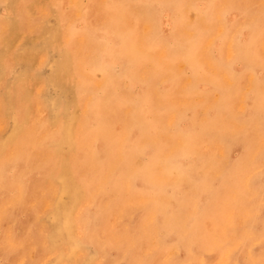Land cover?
<instances>
[{"label":"rangeland","instance_id":"rangeland-1","mask_svg":"<svg viewBox=\"0 0 264 264\" xmlns=\"http://www.w3.org/2000/svg\"><path fill=\"white\" fill-rule=\"evenodd\" d=\"M8 1L11 3H8ZM27 1H0V134L2 133L0 135V165L2 166L0 167V173L2 172V175L0 174V182H3L5 178L4 182L0 183V264H124L127 262V259L128 262L126 264H138V262L139 264H223L225 262V264H253V262L254 264H264V218H261L262 216L264 217V178L261 177H264V173L262 172V169L264 168V163L262 161L264 160L262 158L264 157V149H262V147L264 148V0ZM192 4H194V6ZM2 14L5 16L4 18ZM21 14H25V18ZM189 15H192V17ZM55 21L58 22L56 23ZM69 22L73 23L69 24ZM48 23L51 24L49 25ZM247 23H250V28ZM41 24L45 25V27H42L43 25ZM107 25L109 26V29L107 28ZM55 26L56 33L54 32ZM85 26L86 30L84 29ZM95 26L97 28H95ZM30 27L31 30H28ZM154 30L157 32V36L155 35L156 32L154 33ZM248 30H250L251 33ZM67 33H69L70 36ZM52 34L55 35L52 36L53 38L51 37ZM94 35L96 36L95 38ZM57 36L58 39H56ZM98 38L101 39L99 40ZM156 39L158 41H156ZM60 40L62 42H60ZM97 41H101V43ZM64 42H66L67 45ZM56 44H62V46L59 45L56 47ZM37 45H40L41 47H38ZM187 46L191 47L187 48ZM39 48L41 49L39 50ZM58 48H61L64 52ZM102 52L105 55L101 54ZM107 54H109V56ZM115 54L119 57L115 56ZM133 56L136 61L133 60ZM60 57H63L64 60ZM50 64L54 65L52 66ZM91 64L95 65L92 66ZM67 68H69L70 71L72 70V72ZM60 70L62 72H60ZM36 71L40 77L37 75ZM104 71L107 74L104 73ZM154 71L156 73H154ZM45 72H48L47 75ZM110 72L113 74H110ZM151 72L154 73V77ZM101 73L104 74L101 75ZM116 73L117 75H121L117 76ZM72 74H75L76 76L74 75L75 77H73ZM105 76L108 77L106 78ZM129 78L134 79L132 80ZM60 79L62 80L60 81ZM21 84L23 86H20ZM210 88H213L212 91ZM206 89L207 91L205 92ZM225 89H228L227 93H225ZM112 92L116 94H113ZM222 92L224 95H222ZM161 93L164 95H161ZM65 97L70 99L67 100ZM92 97L94 101H92ZM217 97L221 100L218 98L219 101ZM225 98H228V101ZM110 99L112 100L110 101ZM138 99L140 100L139 102L137 101ZM221 101H224V103L222 104ZM56 102L57 105L55 104ZM59 102L60 104L58 105ZM54 104L56 106L52 107ZM197 104L198 106H196ZM227 104H229V107L231 108L227 109ZM63 106L66 107V109L63 108ZM69 106L71 108H69ZM183 107L185 111L183 110ZM223 107L225 108L223 109ZM215 109L217 111H215ZM164 110H167V112ZM181 110L182 112L180 113L179 111ZM191 110L193 113H191ZM246 110L249 111L247 112ZM93 112L97 114L96 117L99 119H96ZM241 112L244 115L241 114ZM174 114H176V116ZM218 114H220V117L222 116L221 119ZM191 115L193 116L194 121ZM206 115H208V117L210 116L209 118L211 119L212 115H214L213 120L217 119V121L215 120L214 122L219 121L222 124L220 123L221 125H218L217 128L216 125L218 123L214 126L215 123L213 124L211 119L209 122L207 121L209 118L206 117ZM227 115H230V117L228 116L227 118ZM187 118L188 120H186ZM247 119L250 122H248ZM261 119H263V121ZM220 120L225 121L222 122ZM227 121L230 123L232 122V124H229ZM237 121L239 122L236 123ZM245 121L246 123L248 122V129L246 128ZM169 122L171 124H169ZM172 123L175 125L172 126ZM40 125H42V127H40ZM226 125L227 127L225 128ZM209 126L211 129H208ZM251 126H254L253 129H251ZM191 127L193 128L191 129ZM202 127L207 129L205 130ZM260 127H262L263 131L259 129ZM18 128L20 130H18ZM89 128L91 130H88ZM176 128L178 129L176 130ZM196 128L199 130L202 129L200 130L201 132ZM216 128L219 130L217 131ZM220 129H222V131H220ZM163 130H165V132ZM174 130H176V132ZM194 130H197V132ZM214 130L215 132H213ZM242 130H245L247 138ZM252 131L253 133L251 135ZM10 132H13V134ZM50 132H52L51 135ZM29 133H31L30 135L33 134V136L28 137ZM56 133H58L59 136ZM146 133L149 136H147ZM218 133L224 134L219 135ZM181 134H183V136ZM16 135L19 139H16ZM187 135L189 136L188 138ZM48 136H51V138L48 139ZM206 137L208 139H206ZM235 137L237 139H235ZM59 138L63 141H60ZM127 138H129V140L131 139L132 143ZM160 139H164V141H161L163 145L159 144ZM223 139L228 140L222 141ZM155 140L158 142V145ZM205 140H210L211 142H206ZM232 140H234V142ZM17 141H19V145ZM26 141L29 142V144H27ZM43 141L46 142L45 144L48 145L47 147L44 145ZM200 141L205 142L202 143ZM188 142L190 143L188 144ZM247 142L249 145H247ZM21 143H23L22 146ZM35 143L40 146H37ZM155 143L156 145H154ZM192 143L193 145H191ZM225 143L228 144L225 145ZM130 144H132V147ZM180 144H184L185 146H181ZM211 144H213V146ZM24 145L26 146L24 147ZM159 145L161 146V150ZM88 146H90V148ZM104 147H106V149ZM18 148H21L22 150H19ZM73 148H76V151ZM84 148L87 151H85ZM110 148L111 152H109ZM155 148L160 151L164 149V151L159 152ZM197 149L199 151H197ZM227 149H230L229 152ZM152 150H156L154 151L155 157ZM190 150L191 153L189 152ZM203 150L207 151L203 153ZM18 151H20L19 154ZM182 151L183 153H181ZM122 152H125L124 156ZM197 152L198 156L196 157ZM212 152L216 158L213 157L214 155L211 156L210 153ZM52 153H55L53 154V157ZM186 153L187 155L189 154V158ZM259 153L261 154L258 155ZM191 154L193 155L191 156ZM205 154H209V156L207 157ZM59 155H61V157ZM74 155L77 159L79 158V160L75 159ZM156 155L159 157H156ZM176 155L182 156L177 157ZM211 157H213V159ZM72 158L74 161L76 160L74 163ZM164 158V161L168 164L162 161ZM10 159L13 163L10 162ZM52 160L56 161L54 162ZM256 160L257 162L255 163ZM202 161L205 162L203 163ZM225 161L229 167L228 165H225ZM246 162L248 164H246ZM189 163L192 164V166ZM250 163L251 166H254L256 169L252 168L249 165ZM53 164L58 166L55 167ZM174 164H176L174 167L175 169L173 168ZM230 164H233V166H230ZM141 165L143 166L141 167ZM171 165H173L172 168H169ZM193 165H195V167H193ZM236 165L240 167H237ZM146 166H148L149 170ZM225 166L229 169H226ZM20 167L23 169H20ZM232 167H234V169H232ZM184 168L186 169L183 170V172L182 169ZM230 169H232L230 172H233V175L230 172L227 173ZM4 170L5 173L3 174ZM110 172H112L113 176ZM117 172H119L120 175ZM98 173L101 174L97 175ZM39 174L41 175L39 176ZM188 174L189 176L187 177L186 175ZM224 174H226L227 178H225L226 176L223 177ZM228 174L231 175L228 176ZM2 176L4 178H2ZM107 176L109 177V180L111 179L110 181ZM197 177L199 179H197ZM214 177H217V180H215ZM14 178L17 180H14ZM76 178L79 180H76ZM88 178L92 181L90 182ZM174 179L178 181H174ZM147 180H151L152 182H146ZM192 180H194V182ZM258 180H262V183H258ZM208 181L210 183H208ZM108 182H110V184ZM128 182H131V184ZM153 182H155L156 185ZM192 183L195 188H193ZM246 183H248V185ZM128 185H131L130 187L132 188L128 189ZM176 186L179 189L176 190ZM196 186H199L200 188H196ZM205 186H207V188L209 187V189L205 188ZM211 187H213V189ZM252 187L255 191H258L253 192ZM258 187H261L262 189H258ZM72 188L73 190H71ZM84 188H86V190ZM90 188H92V190ZM240 188L242 189L240 190ZM247 188L248 190H246ZM132 189L135 191L133 190L132 192ZM195 189L196 192H194ZM203 189L205 191L207 190V193H205ZM234 189L237 190L235 191ZM89 190H91L90 193ZM209 190L212 194L208 192ZM82 191L85 192L82 193ZM238 192L240 194H238ZM257 193H262V197H260V194L258 196ZM170 194H172V197ZM237 194L238 196L236 197ZM175 195L178 196L176 197ZM239 195L242 199L239 198ZM225 196L228 198L230 197L229 199L232 198V201H229ZM98 197L100 199H98ZM180 197L182 198L179 199ZM247 197L250 198L246 199ZM199 198L200 200H198ZM68 199H70V203ZM239 199L241 200L239 201ZM201 200L202 203H200ZM203 200L205 201L203 202ZM233 201L236 203L240 202L237 204H241V206L239 205V209ZM253 201L257 202L253 203ZM258 202H261V205ZM233 203L235 204V209H232L234 207L231 208ZM250 203L252 204V209L250 208ZM206 206H208V208ZM209 207H212V209H209ZM259 208L261 210H259ZM63 209L65 211H63ZM253 209L256 210L254 211ZM255 212H257V216L255 215ZM249 213L250 215H248ZM189 214L192 215L189 216L190 218L188 217ZM195 214L198 219L195 218ZM214 214L216 217H214ZM232 216L234 219H231ZM86 217L87 220L85 221ZM247 218H250L249 221ZM72 219L78 220L73 221ZM189 221H191L190 224H188ZM241 221H244L243 223L245 224ZM73 222L76 223L74 224ZM100 222H103L102 225ZM235 222L237 224L233 225ZM183 224L185 227H183ZM193 224L196 226L193 227ZM50 227L53 228L50 229ZM177 227L178 229H175ZM243 228H246L248 231L250 230L249 232L247 231L248 236L246 239V229ZM186 229H188L187 231L189 232H187ZM208 229L210 231H208ZM259 229L261 230L260 232ZM229 230H234L235 234ZM167 231L170 232L167 234ZM185 231L188 234V238L186 237L187 234L185 236ZM252 231L253 233H251ZM217 233L221 235V237L223 235L222 239L225 238V240L221 241L222 239ZM229 233H231V235ZM81 234L83 237H81ZM97 235L102 240L96 238L95 236ZM242 235H245V237L242 238ZM256 237L257 240H254ZM179 238L182 240L179 241ZM96 240L97 242H95ZM103 241H105L104 243L106 246ZM170 242L174 244H171ZM250 242L254 243L251 244ZM60 243H62L61 246ZM65 243L67 245H65ZM78 244L81 245L79 246ZM184 244H186V250L189 251L187 253L184 251ZM95 245L97 248H95ZM209 245L212 247L210 246L208 251L207 249ZM175 247H177V249ZM205 247L206 249H204ZM231 249L232 251H230ZM176 250L178 251L176 252ZM55 252L56 254L54 255ZM191 252H193V255ZM170 253L171 255H178L171 256L169 255ZM249 256H252L253 258L251 257L250 259ZM116 259H118V261ZM232 259L235 261H232ZM200 260L204 261L201 262Z\"/></svg>","mask_w":264,"mask_h":264},{"label":"bare ground","instance_id":"bare-ground-1","mask_svg":"<svg viewBox=\"0 0 264 264\" xmlns=\"http://www.w3.org/2000/svg\"><path fill=\"white\" fill-rule=\"evenodd\" d=\"M0 1H1V0H0ZM26 1H27V0H26ZM12 2H13V1H12ZM14 2H15V1H14ZM27 2H29V1H27ZM73 2H74V1H73ZM76 2H77V1H76ZM82 2H83V1H82ZM0 3H1V2H0ZM6 3H7V1H6ZM8 3H11V2L8 1ZM79 3H80V2H79ZM4 4H5V2H4ZM75 4H76V3H75ZM82 5H83V4H82ZM190 5H191V4H190ZM192 5L194 6V4H192ZM77 6H78V5H77ZM9 7H10V6H9ZM13 7H14V6H13ZM64 7H65V6H64ZM75 7H76V6H75ZM106 7H107V6H106ZM16 9H17V8H16ZM148 10H149V9H148ZM29 11H30V10H29ZM75 11H76V10H75ZM161 11H162V10H161ZM191 11H192V10H191ZM226 11H228V10H226ZM19 12H20V9H19ZM30 12H31V11H30ZM30 12H29V13H30ZM53 12H54V11H53ZM192 12H193V11H192ZM26 13H28V12H26ZM14 14H15V13H14ZM14 14H13V16H14ZM30 14H31V13H30ZM33 14H34V13H33ZM181 14H182V13H181ZM225 14H226V13H225ZM225 14H224V16H225ZM2 15H3V14H2ZM8 15H9V14H8ZM19 15H20V13H19ZM21 15L24 16L25 14H21ZM117 16H118V15H117ZM189 16L192 17V15H189ZM4 17H5V16L3 15V18H4ZM15 17H16V16H15ZM28 17H29V16H28ZM46 17H47V15H46ZM118 17H120V16H118ZM121 17H122V16H121ZM8 18H9V17H8ZM17 18H18V14H17ZM17 18H16V20H17ZM24 18H25V16H24ZM26 18H27V17H26ZM13 19H14V17H13ZM22 19H23V18H22ZM22 19H21V20H22ZM29 19H31V18H29ZM57 19H58V18H57ZM80 19H82V18H80ZM156 19H157V18H156ZM44 20H45V19H44ZM77 20H78V19H77ZM77 20H76V21H77ZM55 22H56V21H55ZM57 22H58V21H57ZM57 22H56V23H57ZM74 22H75V21H74ZM84 22H85V19H84ZM71 23H73V22H69V24H71ZM16 24H17V22H16ZM48 24L50 25L51 23H48ZM87 24H88V23H87ZM244 24H245V23H244ZM247 24H248V23H247ZM247 24H246V25H247ZM249 24H250V23H249ZM249 24H248V25H249ZM41 25H43V24H41ZM78 25H79V24H78ZM104 25H106V24H104ZM164 25H165V24H164ZM167 25H168V24H167ZM224 25H225V23H224ZM246 25H245V26H246ZM34 26H35V25H34ZM101 26H102V25H101ZM107 26H108V25H107ZM42 27H45V25H43ZM88 27H89V26H88ZM99 27H100V24H99ZM236 27H237V26H236ZM240 27H241V26H240ZM26 28H28V27H26ZM52 28H54V27H52ZM85 28H86V26L84 27V29H85ZM93 28H94V27H93ZM95 28H97V27L95 26ZM95 28H94V29H95ZM107 28L109 29V26H108ZM158 28H159V27H158ZM158 28H157V30H158ZM249 28H250V25H249ZM249 28H248V29H249ZM40 29H41V27H40ZM54 29H55L54 32L56 33V26H55ZM71 29H72V28H71ZM79 29H80V28H79ZM26 30H27V29H26ZM28 30H31V27H30ZM66 30H67V29H66ZM75 30H76V29H75ZM85 30H86V29H85ZM87 30H88V29H87ZM241 30H242V29H241ZM76 31H78V30H76ZM80 31H81V30H80ZM109 31H110V30H109ZM112 31H113V30H112ZM168 31H170V30H168ZM248 31H250V30H248ZM50 32H52V31H50ZM114 32H116V31H114ZM155 32H156V31L154 30V33H155ZM158 32H159V30H158ZM48 33H49V31H48ZM64 33H65V32H64ZM64 33H63V34H64ZM74 33H75V32H74ZM123 33H124V32H123ZM250 33H251V31H250ZM53 34H54V33H53ZM53 34L51 35V37H52V36H55V35H53ZM67 34H69V33H67ZM98 34H99V33H98ZM106 34H108V33H106ZM118 34H119V32H118ZM120 34H121V33H120ZM21 35H23V34H21ZM59 35H60V34H59ZM59 35H58V36H59ZM65 35H66V34H65ZM96 35H97V34H96ZM155 35L157 36V32H156ZM159 35H160V34H159ZM235 35H236V34H235ZM248 35H249V33H248ZM26 36H27V35H26ZM29 36H30V34H29ZM58 36H57L56 39H58ZM69 36H70V34H69ZM81 36H82V34H81ZM92 36H93V34H92ZM147 36H148V35H147ZM27 37H28V36H27ZM46 37H47V36H46ZM95 37H96V36L94 35V38H95ZM99 37H100V36H99ZM114 37H115V36H114ZM123 37H124V36H123ZM215 37H216V36H215ZM233 37H234V36H233ZM24 38H25V37H24ZM52 38H53V37H52ZM52 38H51V39H52ZM190 38H191V37H190ZM194 38H195V36H194ZM238 38H239V37H238ZM45 39H46V38H45ZM59 39H61V38H59ZM92 39H93V38H92ZM96 39H97V38H96ZM98 39H99V38H98ZM100 39H101V38H100ZM100 39H99V40H100ZM151 39H152V37H151ZM165 39H166V38H165ZM213 39H214V38H213ZM22 40H23V38H22ZM42 40H43V39H42ZM53 40H54V39H53ZM93 40H94V39H93ZM93 40H92V42H93ZM119 40H120V39H119ZM153 40H154V39H153ZM176 40H177V39H176ZM44 41H45V40H44ZM102 41H103V40H102ZM147 41H148V40H147ZM156 41H158V40L156 39ZM169 41H170V40H169ZM213 41H214V40H213ZM20 42H21V41H20ZM53 42H54V41H53ZM53 42H52V43H53ZM55 42H57V41H55ZM60 42H62V41L60 40ZM66 42H67V41H66ZM66 42H64V43L66 44ZM97 42H100V43H101V41H97ZM117 42H118V41H117ZM150 42H151V41H150ZM229 42H230V41H229ZM246 42H247V40H246ZM41 43H43V42H41ZM41 43H40V44H41ZM45 43H46V42H45ZM109 43H110V42H109ZM151 43H153V42H151ZM191 43H192V42H191ZM191 43H189V44H191ZM244 43H245V42H244ZM32 44H33V43H32ZM57 44H58V43H57ZM57 44H56V47H58L59 45L62 46V44H59V45H57ZM213 44H214V43H213ZM237 44H238V43H237ZM245 44H246V43H245ZM66 45H67V44H66ZM66 45H65V47H66ZM101 45H102V44H101ZM114 45H115V44H114ZM118 45H119V44H118ZM121 45H122V44H121ZM192 45H193V44H192ZM192 45H191V46H192ZM16 46H17V45H16ZM37 46L39 47L40 45H37ZM53 46H54V44H53ZM102 46H103V45H102ZM170 46H171V45H170ZM191 46H190V47H191ZM217 46H218V45H217ZM38 47H35V48H38ZM40 47H41V46H40ZM45 47H46V46H45ZM188 47H189V46H187V48H188ZM190 47H189V48H190ZM230 47H231V45H230ZM237 47H238V46H237ZM3 48H4V47H3ZM24 48H25V47H24ZM48 48H49V46H48ZM75 48H76V47H75ZM94 48H95V47H94ZM233 48H234V47H233ZM4 49H5V48H4ZM33 49H34V48H33ZM40 49H41V48H39V50H40ZM55 49H56V48H55ZM58 49H61V48H58ZM102 49H103V48H102ZM211 49H212V48H211ZM216 49H217V48H216ZM218 49H219V48H218ZM228 49H230V48H228ZM46 50H47V49H46ZM56 50H57V49H56ZM61 50H62V49H61ZM209 50H210V49H209ZM233 50H234V49H233ZM37 51H38V50H37ZM52 51H53V50H52ZM62 51H63V50H62ZM62 51H61V52H62ZM99 51H100V50H99ZM226 51H227V50H226ZM49 52H50V51H49ZM63 52H64V51H63ZM63 52H62V53H63ZM240 52H241V51H240ZM47 53H48V52H47ZM62 53H60V54H62ZM166 53H167V52H166ZM55 54H56V53H55ZM101 54L105 55L103 52H102ZM226 54H227V53H226ZM46 55H47V54H46ZM46 55H45V56H46ZM62 55H63V54H62ZM97 55H98V54H97ZM97 55H96V56H97ZM107 55L109 56V54H107ZM230 55H231V54H230ZM47 56H49V55H47ZM63 56H64V55H63ZM115 56H118V55L115 54ZM128 56H129V55H128ZM128 56H127V57H128ZM57 57H58V56H57ZM97 57H98V56H97ZM118 57H119V56H118ZM60 58L63 59V57H60ZM106 58H107V56H106ZM120 58H121V57H120ZM208 58H210V57H208ZM215 58H216V57H215ZM46 59H47V58H46ZM49 59H50V58H49ZM49 59H48V60H49ZM52 59H53V58H52ZM78 59H79V58H78ZM130 59H131V58H130ZM53 60H54V59H53ZM53 60H52V61H53ZM59 60H60V59H59ZM63 60H64V59H63ZM63 60H62V62H63ZM133 60H134V56H133ZM43 61H44V60H43ZM92 61H94V60H92ZM124 61H125V60H124ZM134 61H136V60H134ZM137 61H138V59H137ZM98 62H99V61H98ZM117 62H118V61H117ZM121 62H122V61H121ZM204 62H205V61H204ZM206 62H207V61H206ZM41 63H42V62H41ZM49 63H51V62H49ZM70 63H71V62H70ZM86 63H88V62H86ZM86 63H85V64H86ZM101 63H102V62H101ZM104 63H105V62H104ZM124 63H125V62H124ZM132 63H133V62H132ZM201 63H202V62H201ZM9 64H10V63H9ZM23 64H24V63H23ZM43 64H44V63H43ZM246 64H247V63H246ZM50 65H52V64H50ZM53 65H54V64H53ZM53 65H52V66H53ZM70 65H71V64H70ZM91 65H92V64H91ZM91 65H88V66H91ZM94 65H95V64H94ZM94 65H92V66H94ZM24 66H25V65H24ZM33 66H34V65H33ZM48 66H49V65H48ZM66 66H67V65H66ZM80 66H81V65H80ZM181 66H182V65H181ZM189 66H190V65H189ZM196 66H197V65H196ZM198 66H199V64H198ZM198 66H197V67H198ZM258 66H259V65H258ZM58 67H59V66H58ZM68 67H69V65H68ZM182 67H183V66H182ZM260 67H261V66H260ZM9 68H10V67H9ZM39 68H40V66H39ZM77 68H78V66H77ZM82 68H83V66H82ZM104 68H106V67H104ZM107 68H108V67H107ZM129 68H131V67H129ZM200 68H201V67H200ZM207 68H208V67H207ZM256 68H257V67H256ZM67 69H69V68H67ZM91 69H92V68H91ZM108 69H110V68H108ZM252 69H253V68H252ZM252 69H251V70H252ZM36 70H38V69H36ZM56 70H57V69H56ZM62 70H63V69H62ZM86 70H87V69H86ZM122 70H123V68H122ZM128 70H130V69H128ZM38 71H39V70H38ZM41 71H42V70H41ZM57 71H58V70H57ZM57 71H56V72H57ZM69 71H70V69H69ZM69 71H68V72H69ZM123 71H124V70H123ZM123 71H122V72H123ZM133 71H135V70H133ZM151 71H153V70H151ZM186 71H187V70H186ZM196 71H197V70H196ZM254 71H255V69H254ZM259 71H260V70H259ZM259 71H258V72H259ZM15 72H16V71H15ZM48 72H49V71H48ZM48 72H47V73H48ZM52 72H53V71H52ZM60 72H62V71L60 70ZM70 72H72V70H71ZM75 72H76V71H75ZM100 72H101V71H100ZM107 72H108V71H107ZM111 72H112V71H111ZM111 72H110V74H113V73H111ZM116 72H117V71H116ZM122 72H121V73H122ZM126 72H127V71H126ZM192 72H193V71H192ZM255 72H256V71H255ZM19 73H20V72H19ZM36 73H37V75H38V72H37V71H36ZM45 73H46V72H45ZM47 73H46V75H47ZM49 73H50V72H49ZM90 73H91V71H90ZM104 73H106V72L104 71ZM104 73H101V75L104 74ZM123 73H124V72H123ZM137 73H138V72H137ZM145 73H146V72H145ZM151 73H153V72H151ZM154 73H156V72L154 71ZM154 73H153V77H154ZM252 73H253V72H252ZM259 73H260V72H259ZM22 74H23V73H22ZM39 74H40V73H39ZM50 74H51V73H50ZM55 74H56V73H55ZM60 74H61V73H60ZM70 74H71V73H70ZM92 74H93V73H92ZM106 74H107V73H106ZM126 74H128V73H126ZM135 74H136V73H135ZM9 75H10V73H9ZM9 75H8V77H9ZM72 75H73V74H72ZM74 75H75V74H74ZM74 75H73V77L76 76V75H75V76H74ZM108 75H109V73H108ZM116 75H117V73H116ZM118 75H119V74H118ZM118 75H117V76H118ZM120 75H121V74H120ZM120 75H119V76H120ZM122 75H123V74H122ZM136 75H137V74H136ZM255 75H256V74H255ZM261 75H262V74H261ZM38 76H39V75H38ZM43 76H44V74H43ZM57 76H58V75H57ZM150 76H151V75H150ZM39 77H40V76H39ZM46 77H47V76H46ZM50 77H51V76H50ZM52 77H53V76H52ZM105 77H106V76H105ZM105 77H104V78H105ZM107 77H108V76H107ZM107 77H106V78H107ZM127 77H128V76H127ZM127 77H126V78H127ZM131 77H132V76H131ZM146 77H147V76H146ZM261 77H262V76H261ZM14 78H15V77H14ZM23 78H24V76H23ZM104 78H103V79H104ZM122 78H123V77H122ZM165 78H166V77H165ZM11 79H12V78H11ZM17 79H20V78H17ZM21 79H22V78H21ZM103 79H102V80H103ZM129 79H132V80H133L134 78H129ZM140 79H141V78H140ZM140 79H139V80H140ZM148 79H149V78H148ZM151 79H152V78H151ZM46 80H47V79H46ZM61 80H62V79H60V81H61ZM114 80H115V79H114ZM117 80H118V79H117ZM149 80H150V79H149ZM20 81H21V80H20ZM47 81H48V80H47ZM47 81H46V82H47ZM63 81H64V79H63ZM66 81H67V79H66ZM109 81H110V80H109ZM109 81H108V82H109ZM112 81H113V80H112ZM146 81H148V80H146ZM256 81H257V80H256ZM51 82H52V81H51ZM106 82H107V80H106ZM127 82H128V81H127ZM143 82H144V81H143ZM19 83H20V82H19ZM52 83H54V82H52ZM60 83H61V82H60ZM83 83H84V82H83ZM83 83H82V84H83ZM101 83H102V82H101ZM110 83H111V81H110ZM112 83H113V82H112ZM131 83H132V82H131ZM133 83H134V82H133ZM136 83H137V82H136ZM136 83H135V84H136ZM138 83H139V81H138ZM138 83H137V84H138ZM146 83H147V82H146ZM202 83H203V82H202ZM233 83H234V82H233ZM9 84H10V82H9ZM72 84H73V83H72ZM113 84H114V83H113ZM115 84H116V83H115ZM49 85H50V83H49ZM55 85H56V84H55ZM118 85H119V84H118ZM148 85H149V84H148ZM148 85H147V86H148ZM187 85H188V84H187ZM20 86H23V85L21 84ZM20 86H19V87H20ZM99 86H100V85H99ZM129 86H130V85H129ZM135 86H136V85H135ZM194 86H195V85H194ZM215 86H216V85H215ZM215 86H214V89H215ZM217 86H218V85H217ZM6 87H8V86H6ZM63 87H64V86H63ZM110 87H111V86H110ZM112 87H113V86H112ZM183 87H184V85H183ZM218 87H219V86H218ZM248 87H249V86H248ZM4 88H5V87H4ZM47 88H48V87H47ZM60 88H61V87H60ZM76 88H77V87H76ZM76 88H75V89H76ZM129 88H130V87H129ZM129 88H128V89H129ZM246 88H247V87H246ZM53 89H54V88H53ZM55 89H56V88H55ZM197 89H198V88H197ZM210 89H211V88H210ZM210 89H209V90H210ZM212 89H213V88H212ZM212 89H211V91H212ZM220 89H221V88H220ZM247 89H248V88H247ZM22 90H24V89H22ZM44 90H45V89H44ZM77 90H78V89H77ZM98 90H99V89H98ZM102 90H104V89H102ZM111 90H113V89H111ZM131 90H132V89H131ZM136 90H137V89H136ZM209 90H208V91H209ZM223 90H224V89H223ZM227 90H228V89H227ZM227 90L225 89V93L228 92ZM19 91H20V89H19ZM57 91H58V89H57ZM69 91H71V90H69ZM72 91H73V90H72ZM100 91H101V90H100ZM104 91H105V90H104ZM201 91H202V90H201ZM206 91H207V89L205 90V92H206ZM211 91H210V92H211ZM246 91H247V90H246ZM20 92H21V91H20ZM20 92H19V93H20ZM53 92H54V91H53ZM64 92H66V91H64ZM64 92H63V93H64ZM101 92H102V91H101ZM114 92H115V91H114ZM118 92H119V91H118ZM132 92H133V91H132ZM136 92H137V91H136ZM180 92H181V90H180ZM180 92H179V93H180ZM215 92H216V91H215ZM217 92H218V90H217ZM254 92H255V91H254ZM19 93H18V94H19ZM25 93H26V92H25ZM28 93H29V92H28ZM30 93H31V92H30ZM49 93H50V92H49ZM56 93H57V92H56ZM71 93H72V92H71ZM71 93H70V94H71ZM76 93H77V92H76ZM76 93H75V94H76ZM103 93H104V92H103ZM109 93H110V92H109ZM112 93H113V92H112ZM229 93H230V92H229ZM229 93H228V94H229ZM5 94H6V93H5ZM42 94H43V93H42ZM101 94H102V93H101ZM110 94H111V93H110ZM110 94H109V95H110ZM113 94H116V93H113ZM131 94H132V93H131ZM133 94H134V93H133ZM29 95H30V94H29ZM48 95H49V94H48ZM57 95H58V93H57ZM57 95H56V96H57ZM64 95H65V94H64ZM107 95H108V94H107ZM137 95H138V93H137ZM161 95H164V94L161 93ZM216 95H217V94H216ZM222 95H224L223 92H222ZM222 95H221V97H222ZM18 96H19V95H18ZM24 96H25V95H24ZM39 96H40V95H39ZM71 96H72V95H71ZM73 96H75V95H73ZM90 96H91V95H90ZM119 96H121V95H119ZM128 96H129V95H128ZM128 96H127V97H128ZM21 97H22V96H21ZM25 97H26V96H25ZM44 97H45V96H44ZM61 97H62V95H61ZM69 97H70V96H69ZM108 97H109V96H108ZM110 97H111V96H110ZM117 97H118V96H117ZM127 97H126V98H127ZM137 97H138V96H137ZM142 97H143V96H142ZM26 98H27V97H26ZM62 98H63V97H62ZM65 98H66V97H65ZM90 98H91V97H90ZM112 98H113V95H112ZM114 98H115V97H114ZM170 98H171V97H170ZM176 98H177V97H176ZM195 98H196V97H195ZM218 98H219V97H217V99H218ZM243 98H244V97H243ZM18 99H19V98H18ZM21 99H22V98H21ZM42 99H43V98H42ZM48 99H49V98H48ZM51 99H52V98H51ZM66 99H67V98H66ZM69 99H70V98H69ZM69 99H67V100H69ZM77 99H78V98H77ZM97 99H98V98H97ZM117 99H118V98H117ZM128 99H129V98H128ZM130 99H131V98H130ZM140 99H141V97H140ZM173 99H174V98H173ZM219 99H220V98H219ZM219 99H218V100H219ZM225 99H227V101H228V98H225ZM245 99H247V98H245ZM245 99H244V100H245ZM248 99H249V98H248ZM26 100H27V99H26ZM43 100H44V99H43ZM56 100H57V99H56ZM67 100H66V101H67ZM111 100H112V99H110V101H111ZM122 100H123V98H122ZM124 100H125V98H124ZM126 100H127V99H126ZM131 100H132V99H131ZM142 100H143V99H142ZM142 100H141V103H142ZM169 100H171V99H169ZM220 100H221V99H220ZM220 100H219V101H220ZM222 100H223V99H222ZM241 100H242V99H241ZM46 101H47V100H46ZM52 101H53V100H52ZM52 101H50V102H52ZM75 101H76V100H75ZM92 101H94V100H93V97H92ZM95 101H96V100H95ZM106 101H107V99H106ZM137 101L139 102L140 100L138 99ZM137 101H136V102H137ZM172 101H173V100H172ZM224 101H225V100H224ZM224 101H223V102L221 101L222 104L224 103ZM227 101H226V102H227ZM245 101H246V100H245ZM44 102H45V101H44ZM48 102H49V100H48ZM48 102H46V103H48ZM57 102H58V101H57ZM57 102L55 103L56 105H57ZM62 102H63V101H62ZM128 102H130V101H128ZM133 102H134V100H133ZM136 102H135V103H136ZM23 103H24V102H23ZM88 103H89V102H88ZM88 103H86V104H88ZM91 103H93V102H91ZM91 103H90V104H91ZM110 103H111V102H110ZM130 103H132V102H130ZM217 103H219V102H217ZM228 103H230V102H228ZM245 103H246V102H245ZM44 104H45V103H44ZM52 104H53V103H52ZM55 104H54L52 107H55V106H56ZM59 104H60V102L58 103V105H59ZM240 104H241V103H240ZM254 104H255V103H254ZM10 105H11V104H10ZM63 105H64V104H63ZM88 105H89V104H88ZM88 105H87V106H88ZM94 105H95V103H94ZM133 105H134V104H133ZM137 105H138V104H137ZM141 105H142V104H141ZM227 105H228V108L226 107L227 109L231 108V107H229V104H227ZM245 105H246V104H245ZM45 106H47V105H45ZM45 106H44V107H45ZM74 106H75V105H74ZM74 106H73V107H74ZM90 106H91V105H90ZM90 106H89V107H90ZM96 106H97V105H96ZM116 106H117V105H116ZM196 106H198V104H197ZM231 106H232V105H231ZM26 107H27V104H26ZM48 107H50V106H48ZM52 107H51V108H52ZM61 107H62V104H61ZM89 107H87V108H89ZM216 107H217V106H216ZM247 107H248V106H247ZM263 107H264V106H263ZM63 108L66 109V107H64V106H63ZM69 108H71V107L69 106ZM69 108H68V109H69ZM87 108H86V109H87ZM90 108H91V107H90ZM140 108H142V107H140ZM186 108H187V107H186ZM211 108H213V107H211ZM224 108H225V107H223V109H224ZM21 109H22V108H21ZM46 109H47V108H46ZM178 109H179V108H178ZM188 109H189V108H188ZM188 109H187V110H188ZM194 109H196V108H194ZM247 109H248V108H247ZM252 109H253V108H252ZM263 109H264V108H263ZM13 110H14V109H13ZM16 110H17V109H16ZM16 110H15V111H16ZM52 110H53V109H52ZM56 110H58V109H56ZM89 110H90V109H89ZM139 110H140V109H139ZM156 110H157V109H156ZM183 110H184V107H183ZM230 110H232V109H230ZM249 110H250V109H249ZM249 110H248V111H249ZM256 110H257V109H256ZM18 111H19V110H18ZM39 111H41V110H39ZM71 111H72V110H71ZM136 111H137V110H136ZM164 111L167 112V110H164ZM184 111H185V110H184ZM191 111H192V110H191ZM191 111H190V112H191ZM215 111H217V110L215 109ZM246 111H247V110H246ZM248 111H247V112H248ZM250 111H251V110H250ZM254 111H255V110H254ZM259 111H260V110H259ZM3 112H4V111H3ZM47 112H48V111H47ZM47 112H46V113H47ZM64 112H65V111H64ZM138 112H139V111H138ZM142 112H143V110H142ZM179 112L181 113L182 110L179 111ZM243 112H244V111H243ZM252 112H253V111H252ZM255 112H256V111H255ZM255 112H253V113L256 114ZM257 112H258V111H257ZM261 112H262V110H261ZM16 113H17V112H16ZM25 113H26V112H25ZM25 113H24V115H25ZM42 113H43V112H42ZM49 113H50V110H49ZM51 113H52V112H51ZM59 113H60V112H59ZM69 113H70V111H69ZM93 113H94V112H93ZM96 113H97V112H96ZM174 113H175V112H174ZM191 113H193V111H192ZM215 113H216V112H215ZM227 113H228V111H227ZM229 113H230V112H229ZM258 113H259V112H258ZM258 113H257V114H258ZM60 114H61V113H60ZM65 114H66V113H65ZM176 114H177V111H176ZM176 114H174V115L176 116ZM178 114H179V113H178ZM208 114H209V113H208ZM234 114H235V112H234ZM234 114H233V115H234ZM239 114H240V113H239ZM241 114H243V113L241 112ZM260 114H261V113H260ZM263 114H264V113H263ZM18 115H19V113H18ZM76 115H77V114H76ZM91 115H92V114H91ZM94 115H95V117L97 116V114H95V113H94ZM174 115H173V116H174ZM179 115H180V114H179ZM189 115H190V114H189ZM216 115H217V113H216ZM225 115H226V114H225ZM225 115H224V116H225ZM236 115H237V112H236ZM243 115H244V114H243ZM258 115H259V114H258ZM258 115H257V116H258ZM12 116H13V115H12ZM50 116H51V115H50ZM59 116H60V115H59ZM88 116H89V114H88ZM92 116H93V115H92ZM148 116H149V115H148ZM177 116H178V115H177ZM191 116H192V115H191ZM213 116H214V115H212V119H211V118H209L210 116L208 117V115H206V117L209 118V120H207L208 118H207L206 120L209 122L210 119H211L212 122H213V124L215 123L214 126L216 125V123H218V124L216 125L217 128H218V125L220 126L222 123L219 122V121H218V122H214L215 120L217 121V119L213 120ZM218 116H219L220 119L222 118V116L220 117V114H218ZM228 116L230 117V115H227V118H228ZM25 117H26V116H25ZM93 117H94V116H93ZM178 117H180V116H178ZM186 117H187V116H186ZM216 117H217V116H216ZM236 117H237V116H236ZM247 117H249V116H247ZM254 117H255V116H254ZM9 118H10V117H9ZM11 118H12V117H11ZM13 118H15V117H13ZM88 118H90V117H88ZM88 118H87V119H88ZM97 118H98V117H96V119H97ZM141 118H142V117H141ZM219 118H218V119H219ZM233 118L235 119L234 116H233ZM23 119H24V118H23ZM23 119H22V120H23ZM47 119H48V117H47ZM58 119H59V118H58ZM91 119H92V118H91ZM93 119H94V118H93ZM98 119H99V118H98ZM143 119H144V118H143ZM147 119H148V118H147ZM173 119H174V118H173ZM192 119H193V116H192ZM192 119H191V120H192ZM202 119H203V118H202ZM234 119H232V120H234ZM7 120H8V119H7ZM59 120H61V119H59ZM149 120H150V118H149ZM149 120H148V121H149ZM177 120H178V119H177ZM184 120H185V119H184ZM186 120H188V118H187ZM186 120H185V121H186ZM261 120L263 121V119H261ZM19 121H20V120H19ZM42 121H43V120H42ZM100 121H101V120H100ZM148 121H147V122H148ZM193 121H194V119H193ZM193 121H192V122H193ZM220 121L223 122V121H225V120H220ZM247 121H248V119H247ZM262 121H261V122H262ZM7 122H8V121H7ZM46 122H47V120H46ZM46 122H44V123H46ZM172 122H173V120H172ZM175 122H176V121H175ZM227 122H229V121H227ZM238 122H239V121H237L236 123H238ZM243 122H244V121H243ZM248 122H250V121H248ZM248 122L246 123V121H245L246 128H247ZM251 122H252V121H251ZM44 123H43V124H44ZM85 123H86V121H85ZM181 123H182V122H181ZM193 123H194V122H193ZM193 123H192V124H193ZM205 123H206V122H205ZM220 123H221V124H220ZM255 123H256V122H255ZM255 123H254V124H255ZM20 124H21V123H20ZM89 124H90V123H89ZM99 124H100V123H99ZM104 124H105V123H104ZM111 124H112V123H111ZM169 124H171V123L169 122ZM190 124H191V123H190ZM195 124H196V123H195ZM195 124H194V125H195ZM202 124H203V123H202ZM206 124H208V123H206ZM229 124H232V122H231V123L229 122ZM229 124H228V125H229ZM245 124H244V125H245ZM251 124H252V123H251ZM48 125H49V124H48ZM51 125H52V124H51ZM86 125H87V123H86ZM86 125H85V126H86ZM96 125H97V124H96ZM173 125H175V124L172 123V126H173ZM185 125H186V124H185ZM198 125H199V124H198ZM209 125H210V124H209ZM244 125H243V126H244ZM43 126H44V125H43ZM199 126H200V125H199ZM201 126H202V125H201ZM207 126H208V125H207ZM249 126H250V124H249ZM40 127H42V125H40ZM57 127H58V126H57ZM64 127H65V126H64ZM96 127H97V126H96ZM174 127H176V126H174ZM177 127H178V126H177ZM182 127H183V126H182ZM193 127H194V126H193ZM193 127H191V129H192ZM203 127H206V126H203ZM203 127H202V128H203ZM226 127H227V125L225 126V128H226ZM241 127H242V126H241ZM244 127H245V126H244ZM244 127H243V128H244ZM251 127H252V128H251ZM251 127H250V128L253 129L254 126H251ZM16 128H17V127H16ZM21 128H22V126H21ZM80 128H81V127H80ZM185 128H186V127H185ZM185 128H184V129H185ZM217 128H216V130H217ZM222 128H224V127H222ZM225 128H224V129H225ZM228 128H229V127H228ZM231 128H232V127H231ZM231 128H230V129H231ZM3 129H4V128H3ZM3 129H2V130H3ZM55 129H56V128H55ZM65 129H66V127H65ZM84 129H85V128H84ZM103 129H104V128H103ZM177 129H178V128H176V130H177ZM196 129H198V128H196ZM203 129L206 130L207 128H203ZM208 129H211L210 126H209ZM213 129H214V128H213ZM236 129H237V128H236ZM236 129H235V130H236ZM247 129H248V128H247ZM251 129H250V130H251ZM259 129H261V131H263V130H262V127H260ZM13 130H14V129H13ZM15 130H17V129H15ZM18 130H20V129L18 128ZM82 130H83V129H82ZM82 130H81V131H82ZM85 130H86V129H85ZM88 130H91V129L89 128ZM129 130H130V129H129ZM146 130H147V129H146ZM165 130H166V129H165ZM165 130H163V131L165 132ZM176 130H174V131L176 132ZM200 130H202V129H200ZM200 130L198 129V131H200ZM218 130H219V129H218ZM218 130H217V131H218ZM231 130H232V129H231ZM237 130H238V129H237ZM53 131H54V130H53ZM86 131H87V130H86ZM96 131H97V128H96ZM98 131H99V130H98ZM166 131H167V130H166ZM170 131H173V130H170ZM194 131L197 132V130H194ZM220 131H222V129H220ZM226 131H227V129H226ZM240 131H241V130H240ZM242 131L245 133V130H242ZM248 131H249V130H248ZM2 132H3V131H2ZM15 132H16V131H15ZM15 132H14V133H15ZM36 132H37V131H36ZM79 132H80V131H79ZM82 132H83V131H82ZM84 132H85V131H84ZM161 132H162V130H161ZM178 132H179V131H178ZM178 132H177V133H178ZM200 132H201V131H200ZM200 132H199V133H200ZM204 132H205V131H204ZM204 132H203V133H204ZM208 132H210V131H208ZM213 132H215V130H214ZM213 132H212V135H213ZM246 132H247V131H246ZM4 133H5V132H4ZM10 133H11V132H10ZM17 133H18V132H17ZM17 133H16V134H17ZM65 133H66V131H65ZM65 133H64V134H65ZM128 133H129V131H128ZM169 133H172V132H169ZM169 133H168V134H169ZM193 133H194V132H193ZM206 133H207V132H206ZM216 133H217V132H216ZM216 133H215V135H216ZM220 133H221V132H220ZM220 133H218V134H219V135H223V134H224V133H222V134H220ZM241 133H242V132H241ZM247 133H248V132H247ZM252 133H253V131L251 132V135H252ZM261 133H262V132H261ZM263 133H264V132H263ZM263 133H262V134H263ZM1 134H2V133H1ZM1 134H0V135H1ZM11 134H13V132H12ZM27 134H28V133H27ZM30 134H31V133H29V136H28V137H30V136L32 137V136H33V134H32V135H30ZM51 134H52V132H50V135H51ZM56 134L58 135V133H56ZM175 134H176V133H175ZM175 134H174V135H175ZM178 134H179V133H178ZM194 134H195V133H194ZM207 134H209V133H207ZM207 134H206V135H207ZM235 134H236V133H235ZM3 135H4V134H3ZM14 135H15V134H14ZM127 135H128V134H127ZM127 135H126V136H127ZM129 135H130V134H129ZM144 135H145V134H144ZM146 135L149 136L147 133H146ZM161 135H162V134H161ZM179 135H180V134H179ZM181 135L183 136V134H181ZM184 135H185V132H184ZM188 135H189V134H188ZM188 135H187V138L189 137ZM190 135H193V134H190ZM203 135H204V134H203ZM203 135H202V136H203ZM210 135H211V134H210ZM237 135H238V133H237ZM239 135H240V134H239ZM244 135H245L246 138H247V134L245 133ZM259 135H260V134H259ZM11 136H12V135H11ZM52 136H53V135H52ZM58 136H59V135H58ZM81 136H82V134H81ZM84 136H85V135H84ZM159 136H160V135H159ZM163 136H164V135H163ZM202 136H201V137H202ZM245 136H244V137H245ZM16 137H17L16 139H19L17 135H16ZM45 137H46V136H45ZM45 137H44V138H45ZM96 137H97V136H96ZM96 137H95V138H96ZM172 137H173V136H172ZM172 137H171V139H172ZM218 137H219V136H218ZM225 137H226V136H225ZM227 137H229V136H227ZM249 137H250V136H249ZM49 138H51V136H48V139H49ZM57 138H58V137H57ZM62 138H63V137H62ZM95 138H94V139H95ZM169 138H170V137H169ZM190 138H191V137H190ZM204 138H205V137H204ZM208 138H209V136H208ZM208 138L206 137V139H208ZM223 138H224V137H223ZM231 138L234 139L233 137H231ZM262 138H263V137H262ZM22 139H23V138H22ZM24 139H25V138H24ZM48 139H47V140H48ZM97 139H98V138H97ZM125 139H126V138H125ZM125 139H124V140H125ZM127 139L129 140V138H127ZM181 139H184V138H181ZM193 139H194V138H193ZM210 139H211V138H210ZM229 139H230V138H229ZM235 139H237V138L235 137ZM2 140H3V139H2ZM26 140H28V139H26ZM43 140H45V139H43ZM59 140H60V141H63V140H61L60 138H59ZM98 140H99V139H98ZM158 140H159V139H158ZM186 140H187V139H186ZM194 140H195V139H194ZM196 140H197V139H196ZM200 140H202V139H200ZM203 140H204V139H203ZM224 140L226 141V140H228V139H223L222 141H224ZM246 140H248V139H246ZM250 140H251V139H250ZM9 141H10V140H9ZM9 141H8V142H9ZM12 141H13V140H12ZM12 141H11V142H12ZM19 141H20V140H19ZM19 141H17L18 145L20 144ZM23 141H25V140H23ZM23 141H22V142H23ZM28 141H29V140H28ZM56 141H58V140H56ZM129 141L131 142L132 140L130 139ZM155 141H156V140H155ZM161 141H164V139H163V140L160 139V142H161ZM205 141H206V140H205ZM205 141H204V142H205ZM207 141H210V140H207ZM207 141H206V142H207ZM222 141H221V142H222ZM232 141L234 142V140H232ZM251 141H252V140H251ZM2 142H3V141H2ZM13 142H14V141H13ZM13 142H12V143H13ZM43 142H44V141H43ZM92 142H93V141H92ZM160 142H159V144H160V145H161V144L163 145V143H162V142L160 143ZM181 142H182V141H181ZM200 142H202V141H200ZM200 142H199V143H200ZM204 142H202V143H204ZM210 142H211V141H210ZM233 142H232V143H233ZM0 143H1V141H0ZM26 143L29 144V142H27V141H26ZM26 143H25V144H26ZM39 143H40V141H39ZM45 143H46V142H44V145H46ZM93 143H94V142H93ZM123 143H124V141H123ZM131 143H132V142H131ZM156 143H157V145H158V142H157V141H156ZM156 143H155L154 145H156ZM189 143H190V142H188V144H189ZM197 143H198V141H197ZM197 143H196V144H197ZM212 143H213V142H212ZM222 143H223V142H222ZM232 143H231V144H232ZM249 143H250V142H249ZM22 144H23V143H21V146H22ZM27 144H26V145H27ZM35 144H36V143H35ZM48 144H49V142H48ZM53 144H54V143H53ZM58 144H59V143H58ZM91 144H92V143H91ZM124 144H125V143H124ZM216 144H217V143H216ZM227 144H228V143H225V145H227ZM26 145H24V147H25ZM33 145H34V144H33ZM36 145H37V144H36ZM41 145H42V144H41ZM106 145H107V144H106ZM106 145H105V146H106ZM126 145H127V144H126ZM128 145H129V144H128ZM130 145H131V147H132V144H130ZM151 145H152V144H151ZM160 145H159V148L161 147ZM180 145L182 146V145H184V144H180ZM191 145H193V143H192ZM198 145H199V144H198ZM204 145H205V144H204ZM211 145L213 146V144H211ZM247 145H249L248 142H247ZM252 145H253V144H252ZM254 145H255V143H254ZM37 146H40V145H37ZM47 146H48V145H46V147H47ZM135 146H136V145H135ZM184 146H185V145H184ZM229 146H230V145H229ZM259 146H260V144H259ZM263 146H264V144H263ZM41 147H42V146H41ZM88 147L90 148V146H88ZM123 147H124V146H123ZM129 147H130V146H129ZM143 147H144V144H143ZM167 147H168V146H167ZM186 147H187V144H186ZM188 147H189V146H188ZM190 147H191V146H190ZM199 147H200V146H199ZM224 147H225V146H224ZM231 147H232V146H231ZM30 148H31V147H30ZM49 148H50V147H49ZM92 148H93V146H92ZM104 148L106 149V147H104ZM121 148H122V146H121ZM141 148H142V147H141ZM165 148H166V146H165ZM178 148H179V146H178ZM180 148H181V147H180ZM182 148H183V147H182ZM232 148H233V147H232ZM258 148H259V147H258ZM258 148H257V149H258ZM18 149H19V148H18ZM20 149H21V148H20ZM20 149H19V150H20ZM46 149H47V148H46ZM73 149L75 150L76 148H73ZM105 149H104V150H105ZM148 149H149V148H148ZM153 149H154V148H153ZM155 149H156V148H155ZM186 149H187V148H186ZM190 149H191V148H190ZM230 149H231V148H230ZM230 149H229V150H230ZM257 149H256V150H257ZM262 149H264V148L262 147ZM21 150H22V149H21ZM48 150H50V149H48ZM56 150H58V149H56ZM60 150H61V148H60ZM60 150H58V151H60ZM84 150H85V148H84ZM104 150H103V151H104ZM126 150H128V149H126ZM126 150H125V152H126ZM129 150H130V148H129ZM140 150H141V149H140ZM156 150H157V149H156ZM156 150H152V151L154 152V151H156ZM160 150H161V148H160ZM160 150H157V151H159V152L164 151V149H163L162 151H160ZM188 150H189V148H188ZM214 150H215V149H214ZM222 150H223V149H222ZM227 150H228V149H227ZM229 150H228V152H229ZM249 150H250V149H249ZM23 151H24V150H23ZM58 151H57V152H58ZM69 151H71V150H69ZM75 151H76V150H75ZM75 151H74V152H75ZM85 151H87V150H85ZM96 151H97V149H96ZM121 151H122V149H121ZM137 151H138V150H137ZM145 151H147V150H145ZM165 151H166V150H165ZM197 151H199V150L197 149ZM200 151H201V150H200ZM203 151H204L203 153H205L207 150H206V151L203 150ZM212 151H213V149H212ZM260 151H261V149H260ZM15 152H16V151H15ZM15 152H14V155H15ZM19 152H20V151H18V154H19ZM52 152H53V151H52ZM71 152H72V151H71ZM93 152H95V151H93ZM93 152H92V153H93ZM97 152H98V151H97ZM101 152H102V151H101ZM105 152H106V151H105ZM109 152H111V148H110V151H109ZM109 152H108V154H109ZM125 152H124V153L122 152V153H123V156H124ZM140 152H141V151H140ZM171 152H172V151H171ZM189 152L191 153V150H190ZM193 152H194V151H193ZM193 152H192V153H193ZM209 152H210V151H209ZM228 152H227V154H228ZM236 152H237V151H236ZM244 152H245V151H244ZM246 152H247V151H246ZM255 152H256V151H255ZM262 152H263V151H262ZM262 152H261V153H262ZM59 153H60V152H59ZM72 153H73V152H72ZM99 153H100V152H99ZM127 153H128V152H127ZM169 153H170V152H169ZM181 153H183V151H182ZM184 153H185V152H184ZM214 153H215V152H214ZM261 153H259L258 155H260ZM16 154H17V153H16ZM26 154H27V153H26ZM53 154H55V153H52V157H53ZM93 154H94V153H93ZM210 154H211V156L214 155L213 152L210 153ZM227 154H226V155H227ZM233 154H234V153H233ZM239 154H240V152H239ZM103 155H104V154H103ZM126 155H127V154H126ZM138 155H139V154H138ZM146 155H147V154H146ZM152 155H153V153H152ZM182 155H183V154H182ZM182 155H181V156H182ZM186 155H187V153H186ZM188 155H189V154H188ZM188 155H187V156H188ZM192 155H193V154H191V156H192ZM200 155H201V154H200ZM200 155H199V156H200ZM205 155H207V154H205ZM237 155H238V154H237ZM244 155H245V154H244ZM244 155H243V157H244ZM250 155H251V154H250ZM49 156H51V155H49ZM49 156H48V157H49ZM59 156L61 157V155H59ZM94 156H95V155H94ZM106 156H107V155H106ZM141 156H142V155H141ZM144 156H145V155H144ZM176 156H177V155H176ZM176 156H175V157H176ZM178 156H179V155H178ZM178 156H177V157H178ZM181 156H179V157H181ZM197 156H198V152H197L196 157H197ZM208 156H209V154L207 155V157H208ZM222 156H223V155H222ZM252 156H253V155H252ZM262 156H263V155H262ZM12 157L15 158L13 155H12ZM12 157H11V158H12ZM25 157H27V156H25ZM55 157H56V156H55ZM98 157H99V156H98ZM98 157H97V159H98ZM139 157H140V156H139ZM148 157H149V156H148ZM154 157H155V152H154ZM156 157H159V156L156 155ZM171 157H172V156H171ZM173 157H174V156H173ZM196 157H195V158H196ZM213 157L216 158L215 155H214ZM213 157H211V158L213 159ZM226 157H227V156H226ZM237 157H238V156H237ZM255 157H256V155H255ZM49 158H50V157H49ZM49 158H48V159H49ZM74 158L77 159L75 155H74ZM99 158H100V157H99ZM104 158H105V157H104ZM124 158H125V157H124ZM142 158H143V157H142ZM149 158H150V157H149ZM165 158H167V157H165ZM165 158L162 160L163 162H165V161H164ZM168 158H169V157H168ZM188 158H189V156H188ZM188 158H187V159H188ZM201 158H202V157H201ZM203 158H205V157H203ZM218 158H219V157H218ZM244 158H245V157H244ZM248 158H249V156H248ZM262 158L264 159V157H262ZM25 159H26V158H25ZM53 159H54V158H53ZM59 159H60V158H59ZM59 159H58V161H59ZM93 159H94V158H93ZM105 159H106V158H105ZM105 159H104V160H105ZM144 159H145V158H144ZM158 159H159V158H158ZM190 159H191V157H190ZM196 159H198V158H196ZM249 159H250V158H249ZM10 160H11V159H10ZM15 160H16V158H15ZM72 160H73V163L76 161V160L74 161L73 158H72ZM72 160H71V161H72ZM77 160H79V158H78ZM104 160H102V161H104ZM115 160H116V159H115ZM124 160H125V159H124ZM146 160H147V159H146ZM146 160H145V161H146ZM150 160H151V158H150ZM205 160H208V159H205ZM245 160H247V159H245ZM259 160H260V159H259ZM21 161H22V160H21ZM25 161H26V160H25ZM52 161L55 162L56 160H52ZM83 161H84V160H83ZM92 161H94V160H92ZM121 161H122V159H121ZM147 161H148V160H147ZM177 161H178V160H177ZM183 161H184V160H183ZM197 161H200V160H197ZM216 161H217V160H216ZM226 161H227V160H226ZM226 161H225V162H226ZM235 161H236V160H235ZM239 161H240V160H239ZM262 161H263V163H264V160H262ZM10 162L13 163L12 160H11ZM22 162H23V161H22ZM54 162H53V163H54ZM96 162H97V160H96ZM142 162H143V161H142ZM142 162H141V163H142ZM186 162H187V161H186ZM189 162H190V161H189ZM202 162H203V161H202ZM204 162H205V161H204ZM204 162H203V163H204ZM227 162H228V161H227ZM227 162H226V164H225V163H224V164H225V165H228ZM233 162H234V161H233ZM248 162H249V160H248ZM253 162H254V161H253ZM253 162H251V163H253ZM256 162H257V160L255 161V163H256ZM141 163H140V164H141ZM165 163L168 164L167 162H165ZM172 163H173V160H172ZM172 163H170V164H172ZM174 163H175V162H174ZM190 163H193V162H190ZM190 163H189V164H190ZM203 163H202V164H203ZM229 163H230V162H229ZM236 163H237V161H236ZM236 163H235V164H236ZM238 163H239V162H238ZM251 163L249 164L250 166H251ZM263 163H262V164H263ZM17 164H18V163H17ZM17 164H16V165H17ZM24 164H25V163H24ZM58 164H59V162H58ZM92 164H93V163H92ZM134 164H135V163H134ZM159 164H160V163H159ZM193 164H195V163H193ZM224 164H223V166H224ZM246 164H248V163L246 162ZM246 164H245V165H246ZM257 164H258V163H257ZM259 164H260V163H259ZM262 164H261V165H262ZM25 165H26V164H25ZM25 165H24V166H25ZM53 165H54V164H53ZM69 165H70V164H69ZM95 165H97V164H95ZM95 165H94V166H95ZM114 165H115V164H114ZM190 165L192 166V164H190ZM190 165H189V166H190ZM195 165H196V164H195ZM195 165H193V167H195ZM200 165H201V164H200ZM231 165L233 166V164H230V166H231ZM239 165H240V164H239ZM249 165H248V166H249ZM5 166H7V165H5ZM54 166L56 167V166H58V165H54ZM99 166H100V164H99ZM142 166H143V165H141V167H142ZM172 166H173V165H171V167H169V168H172ZM175 166H176V164H174L173 168H174ZM189 166H188V167H189ZM236 166H237V165H236ZM246 166H247V165H246ZM255 166H256V164H255ZM0 167H2V166L0 165ZM77 167H78V166H77ZM95 167H96V166H95ZM138 167H139V166H138ZM146 167H147V169L149 170L148 166H146ZM200 167H202V166H200ZM225 167H226V166H225ZM228 167H229V165H228ZM228 167H226V169H227ZM237 167H240V166H237ZM251 167H252V166H251ZM257 167H258V166H257ZM11 168H13V167H11ZM92 168H93V166H92ZM114 168H115V167H114ZM135 168H137V167H135ZM139 168H140V167H139ZM158 168H159V167H158ZM186 168H187V167H186ZM186 168L182 169V171L185 170ZM210 168H211V167H210ZM221 168H223V167H221ZM252 168H255V167L253 166ZM20 169H23V168L20 167ZM174 169H175V168H174ZM189 169H190V168H189ZM203 169H204V168H203ZM228 169H229V168H228ZM232 169H234V167H232ZM232 169L228 170L227 173H229ZM255 169H256V168H255ZM263 169H264V168H263ZM263 169H262V172L264 173V170H263ZM0 170H1V168H0ZM75 170H76V169H75ZM88 170H89V169H88ZM90 170H91V169H90ZM92 170H94V169H92ZM141 170H142V169H141ZM144 170H145V169H144ZM172 170H173V169H172ZM193 170H194V168H193ZM258 170H260V169H258ZM100 171H101V170H100ZM102 171H103V170H102ZM146 171H147V170H146ZM173 171H174V170H173ZM191 171H192V170H191ZM224 171H225V170H224ZM234 171H235V170H234ZM249 171H250V170H249ZM253 171H254V170H253ZM253 171H251V172H253ZM87 172H89V171H87ZM93 172H94V171H93ZM112 172H113V170H112ZM112 172H110L111 175H112ZM120 172H121V171H120ZM136 172H137V171H136ZM175 172H176V171H175ZM183 172H184V171H183ZM183 172H178V173H183ZM187 172H188V171H187ZM195 172H196V171H195ZM222 172H223V171H222ZM251 172H250V173H251ZM255 172H256V171H255ZM1 173H2V172H1ZM1 173H0V174H1ZM4 173H5V170H4L3 174H4ZM47 173H48V172H47ZM71 173H72V172H71ZM84 173H85V172H84ZM84 173H83V174H84ZM91 173H92V171H91ZM95 173H96V172H95ZM117 173L119 174V172H117ZM217 173H218V172H217ZM217 173H216V174H217ZM225 173H226V172H225ZM230 173H232V175H233V172H230ZM7 174H8V173H7ZM23 174H24V173H23ZM42 174H43V173H42ZM83 174H82V175H83ZM92 174H93V173H92ZM99 174H101V173H98L97 175H99ZM134 174H135V173H134ZM136 174H137V173H136ZM140 174H141V173H140ZM162 174H163V173H162ZM185 174H186V173H185ZM256 174H257V172H256ZM259 174H260V172H259ZM1 175H2V174H1ZM1 175H0V176H1ZM17 175H18V172H17ZM40 175H41V174H39V176H40ZM47 175H48V174H47ZM109 175H110V174H109ZM114 175H115V174H114ZM119 175H120V174H119ZM123 175H124V174H123ZM141 175H143V174H141ZM163 175H164V174H163ZM163 175H162V176H163ZM194 175H195V174H194ZM214 175H215V174H214ZM220 175H221V174H220ZM220 175H219V176H220ZM230 175H231V174H230ZM230 175L228 174V176H230ZM244 175H245V174H244ZM252 175H253V174H252ZM257 175H258V174H257ZM25 176H26V175H25ZM49 176H50V175H49ZM91 176H92V175H91ZM93 176H94V175H93ZM112 176H113V175H112ZM121 176H122V175H121ZM186 176L188 177L189 174L186 175ZM190 176H191V175H190ZM192 176H193V175H192ZM203 176H204V175H203ZM203 176H202V177H203ZM225 176H226V174H224L223 177H225ZM5 177H6V176H5ZM14 177H15V176H14ZM16 177H17V176H16ZM85 177H86V176H85ZM85 177H84V178H85ZM97 177H99V176H97ZM107 177H108V176H107ZM116 177H117V175H116ZM137 177H138V175H137ZM141 177H143V176H141ZM200 177H201V176H200ZM248 177H249V176H248ZM250 177H251V176H250ZM252 177H253V176H252ZM257 177H259V176H257ZM261 177L264 178L263 176H261ZM2 178H4V177L2 176ZM2 178H1V179H2ZM36 178H38V177H36ZM48 178H49V177H48ZM52 178H53V177H52ZM52 178H50V179H52ZM72 178H73V177H72ZM78 178H79V176H78ZM89 178H90V177H89ZM89 178H88V179H89ZM91 178H92V177H91ZM127 178H128V177H127ZM130 178H132V177H130ZM138 178H139V177H138ZM204 178H205V177H204ZM209 178H211V177H209ZM214 178H215V180H217V179H216L217 177H214ZM214 178H212V179H214ZM220 178H221V176H220ZM225 178H227V176H226ZM17 179H18V177H17ZM17 179L14 178V180H17ZM95 179H96V178H95ZM112 179H113V178H112ZM125 179H126V178H125ZM132 179H133V178H132ZM145 179H146V178H145ZM175 179H176V178H175ZM175 179H174V181H178V180H179V178H178V180H175ZM188 179H189V178H188ZM197 179H199V178L197 177ZM202 179H203V178H202ZM231 179H232V178H231ZM249 179H250V178H249ZM253 179H255V178H253ZM256 179H257V178H256ZM4 180H5V178H4ZM4 180H3V182H4ZM71 180H73V179H71ZM74 180H75V179H74ZM76 180H79V179L76 178ZM89 180H90V179H89ZM89 180H88V181H89ZM108 180H109V177H108ZM110 180H111V179H110ZM110 180H109V181H110ZM189 180H190V179H189ZM219 180H220V179H219ZM227 180H228V179H227ZM227 180H226V181H227ZM233 180H234V179H233ZM0 181H1V180H0ZM55 181H56V180H55ZM84 181H85V180H84ZM91 181H92V180H90V182H91ZM97 181H98V180H97ZM106 181H107V180H106ZM124 181H125V180H124ZM128 181H130V180H128ZM135 181H136V180H135ZM148 181H149V180H147L146 182H148ZM150 181H151V180H150ZM150 181H149V182H150ZM187 181H188V180H187ZM192 181L194 182V180H192ZM204 181H205V180H204ZM228 181H230V180H228ZM249 181H250V180H249ZM261 181H262V180H261ZM261 181L258 180V183H259V182L262 183ZM3 182H0V183H3ZM56 182H57V181H56ZM74 182H75V181H74ZM144 182H145V181H144ZM151 182H152V181H151ZM205 182H206V181H205ZM205 182H204V184H205ZM210 182H211V180H210ZM210 182L208 181V183H210ZM252 182H253V181H252ZM255 182H256V181H255ZM22 183H23V182H22ZM24 183H25V182H24ZM82 183H83V182H82ZM82 183H79V184H82ZM105 183H107V182H105ZM108 183L110 184V182H108ZM120 183H121V182H120ZM128 183L131 184V182H128ZM128 183H127V184H128ZM132 183H133V182H132ZM153 183L155 184V182H153ZM153 183H152V184H153ZM201 183H202V182H201ZM208 183H207V184H208ZM216 183H218V182H216ZM227 183H228V182H227ZM243 183H244V182H243ZM79 184H78V185H79ZM101 184H102V183H101ZM152 184H151V185H152ZM154 184H153V185H154ZM246 184L248 185V183H246ZM6 185H7V182H6ZM8 185H9V183H8ZM67 185H68V184H67ZM146 185H147V183H146ZM155 185H156V184H155ZM155 185H154V187H155ZM169 185H170V184H169ZM215 185H216V184H215ZM218 185H219V184H218ZM251 185H252V184H251ZM251 185H250V186H251ZM256 185H257V184H256ZM262 185H263V184H262ZM262 185H261V186H262ZM73 186H74V185H73ZM73 186H72V187H73ZM75 186H76V185H75ZM84 186H86V185H84ZM100 186H101V185H100ZM105 186H106V185H105ZM128 186H129V185H128ZM130 186H131V185H130ZM130 186H129V187H130ZM132 186H133V185H132ZM142 186H143V185H142ZM142 186H141V188L143 189ZM170 186H171V185H170ZM192 186H193V183H192ZM202 186H203V184H202ZM210 186H211V184H210ZM219 186H221V185H219ZM219 186H218V187H219ZM244 186H245V185H244ZM23 187H24V186H23ZM65 187H67V186H65ZM86 187H88V186H86ZM101 187H102V186H101ZM129 187H127V188H128V189H131V188H132V187H130V188H129ZM145 187H146V186H145ZM198 187H199V186H198ZM198 187L196 186V188H198ZM203 187H204V186H203ZM203 187H202V188H203ZM213 187H215V186H213ZM213 187H211V188L213 189ZM246 187H248V186H246ZM69 188H70V187H69ZM146 188H147V187H146ZM148 188H149V187H148ZM163 188H164V187H163ZM193 188H195V187L193 186ZM199 188H200V187H199ZM205 188H207V186H205ZM205 188H204V189H205ZM211 188H210V190H211ZM242 188H243V187H242ZM242 188H240V190H241ZM254 188H255V185H254ZM254 188L252 187L253 192L255 191ZM259 188H261V187H258V189H259ZM84 189L86 190V188H84ZM90 189L92 190V188H90ZM108 189H109V188H108ZM172 189H173V188H172ZM172 189H171V190H172ZM177 189H179V188H177V186H176V190H177ZM185 189H186V188H185ZM204 189H203V190H204ZM207 189H209V187H208ZM261 189H262V188H261ZM22 190H23V189H22ZM71 190H73V188H72ZM71 190H70V191H71ZM91 190H89V193H90ZM99 190H100V189H99ZM103 190H104V189H103ZM126 190H127V189H126ZM126 190H125V191H126ZM133 190H134V189H132L131 191L133 192ZM143 190H144V189H143ZM149 190H150V189H149ZM164 190H165V189H164ZM210 190H209L208 192L212 194V192H210ZM219 190H220V189H219ZM234 190L236 191L237 189H234ZM246 190H248V188H247ZM263 190H264V189H263ZM263 190H262V191H263ZM117 191H118V190H117ZM129 191H130V190H129ZM134 191H135V190H134ZM136 191H137V190H136ZM144 191H145V190H144ZM152 191H153V190H152ZM216 191H217V187H216ZM257 191H258V190H256L255 192H257ZM40 192H41V191H40ZM68 192H69V191H68ZM83 192H85V191H82V193H83ZM87 192H88V191H87ZM165 192H166V191H165ZM181 192H182V191H181ZM194 192H196V189H195ZM198 192H199V191H198ZM204 192L207 193V190H206V191L204 190ZM239 192H240V191H239ZM239 192H238V194H240ZM241 192H242V191H241ZM71 193H72V192H71ZM82 193H81V194H82ZM96 193H97V192H96ZM100 193H101V191H100ZM117 193H118V192H117ZM171 193H172V191H171ZM185 193H186V191H185ZM199 193H200V192H199ZM186 194H187V193H186ZM201 194H202V193H201ZM233 194H235V193H233ZM238 194L236 195V197L238 196ZM257 194H258V193H257ZM259 194H260V197H262V195H261L262 193H259ZM259 194H258V196H259ZM70 195H71V194H70ZM70 195H69V196H70ZM88 195H89V194H88ZM90 195H91V194H90ZM93 195H94V192H93ZM114 195H115V194H114ZM170 195H171V197H172V194H170ZM195 195H196V193H195ZM198 195H199V194H198ZM208 195H210V194H208ZM218 195H219V194H218ZM227 195H228V194H227ZM83 196H86V195H83ZM83 196H82V197H83ZM99 196H100V195H99ZM175 196H176V195H175ZM177 196H178V195H177ZM177 196H176V197H177ZM182 196H183V194H182ZM185 196H186V195H185ZM196 196H197V195H196ZM248 196H252V195H248ZM253 196H254V194H253ZM80 197H81V196H80ZM111 197H112V196H111ZM200 197H201V195H200ZM208 197H209V196H208ZM218 197H219V196H218ZM226 197H227V196H225V198H226ZM233 197H234V196H233ZM242 197H244V196H242ZM49 198H50V197H49ZM92 198H93V196H92ZM95 198H96V197H95ZM118 198H119V197H118ZM181 198H182V197H180L179 199H181ZM183 198H184V196H183ZM186 198H187V196H186ZM216 198H217V197H216ZM227 198H228V197H227ZM229 198H230V197H229ZM229 198H228V199H229ZM239 198H241L240 195H239ZM248 198H250V197H247L246 199H248ZM51 199H52V198H51ZM83 199H84V197H83ZM98 199H100V198L98 197ZM113 199H114V198H113ZM189 199H190V198H189ZM189 199H188V200H189ZM192 199H193V198H192ZM231 199H232V198H231ZM231 199H229V201H232ZM241 199H242V198H241ZM241 199H239V201H240ZM263 199H264V198H263ZM263 199H262V200H263ZM52 200H53V199H52ZM68 200H69V203H70V199H68ZM111 200H112V199H111ZM182 200H183V199H182ZM198 200H200V198H199ZM205 200H206V199H205ZM205 200H203V202H204ZM215 200H216V199H215ZM226 200H227V199H226ZM233 200H234V199H233ZM236 200H237V198H236ZM244 200H245V198H244ZM255 200H256V198H255ZM90 201H92V200H90ZM90 201H89V202H90ZM109 201H110V200H109ZM211 201H212V200H211ZM224 201H225V200H224ZM259 201H261V200H259ZM94 202H95V201H94ZM233 202L236 203L235 201H233ZM254 202H255V201H253V203H254ZM256 202H257V201H256ZM256 202H255V203H256ZM51 203H52V202H51ZM67 203H68V201H67ZM96 203H97V202H96ZM96 203H95V204H96ZM186 203H187V202H186ZM200 203H202V200H201ZM214 203H215V202H214ZM229 203H230V202H229ZM234 203H233V205L231 204V205H232L231 208L235 206ZM238 203H240V202H238ZM238 203H236V205H237ZM244 203H245V202H244ZM258 203H259V202H258ZM260 203H261V202H260ZM260 203H259V204H260ZM193 204H194V201H193ZM193 204H192V205H193ZM197 204H198V203H197ZM209 204H210V203H209ZM209 204H208V205H209ZM250 204H251V203H250ZM52 205H53V204H52ZM68 205H69V204H68ZM98 205H99V204H98ZM113 205H114V204H113ZM113 205H112V206H113ZM136 205H137V204H136ZM155 205H156V204H155ZM155 205H154V206H155ZM167 205H168V204H167ZM211 205L213 206L212 203H211ZM239 205L241 206V204H239ZM239 205H237V206H238V209H239V207H240ZM243 205H245V204H243ZM253 205H254V204H253ZM260 205H261V204H260ZM53 206H54V205H53ZM84 206H85V205H84ZM137 206H138V205H137ZM193 206H194V205H193ZM237 206H236V209H237ZM258 206H259V205H258ZM262 206H263V205H262ZM107 207H108V203H107ZM198 207H199V206H198ZM206 207L208 208V206H206ZM213 207H214V206H213ZM251 207H252V204H251L250 208H251ZM254 207H255V206H254ZM260 207H261V206H260ZM82 208H83V206H82ZM82 208H81V209H82ZM96 208H97V207H96ZM192 208H193V207H192ZM203 208H204V207H203ZM207 208H206V209H207ZM244 208H245V207H244ZM256 208H257V207H256ZM83 209H84V208H83ZM102 209H103V207H102ZM107 209H108V208H107ZM195 209H196V204H195ZM209 209H212V207H211V208L209 207ZM209 209H208V210H209ZM232 209H235V207L232 208ZM251 209H252V208H251ZM92 210H93V209H92ZM98 210H99V208H98ZM109 210H110V209H109ZM191 210H192V209H191ZM214 210H215V209H214ZM230 210H231V209H230ZM253 210H254V209H253ZM255 210H256V209H255ZM255 210H254V211H255ZM259 210H261V209L259 208ZM259 210H257V211H259ZM63 211H65V210L63 209ZM102 211H103V210H102ZM193 211H194V210H193ZM206 211H207V210H206ZM216 211H217V210H216ZM93 212H94V211H93ZM97 212H98V211H97ZM108 212H109V211H108ZM152 212H154V211H152ZM213 212H214V211H213ZM213 212H212V213H213ZM217 212H218V211H217ZM219 212H220V211H219ZM56 213H57V211H56ZM82 213H84V212H82ZM95 213H96V212H95ZM139 213H140V212H139ZM166 213H167V212H166ZM168 213H169V212H168ZM183 213H184V212H183ZM191 213H194V212H191ZM250 213H251V212H250ZM250 213H249L248 215H250ZM252 213H253V211H252ZM255 213H256L255 215L257 216V212H255ZM21 214H22V213H21ZM106 215H107V214H106ZM153 215H154V214H153ZM167 215H168V214H167ZM190 215H191V214H189L188 217H189ZM193 215H194V214H193ZM248 215H247V216H248ZM251 215H252V214H251ZM191 216H192V215H191ZM202 216H203V215H202ZM202 216H201V217H202ZM209 216H210V215H209ZM256 216H255V218H256ZM74 217H76V216H74ZM74 217H73V218H74ZM78 217H80V216H78ZM173 217H174V215H173ZM188 217H186V218H188ZM214 217H216L215 214H214ZM230 217H231V216H230ZM241 217H242V215H241ZM251 217H252V216H251ZM93 218H94V216H93ZM95 218H96V217H95ZM104 218H105V217H104ZM163 218H164V217H163ZM189 218H190V217H189ZM195 218H196V214H195ZM199 218H200V217H199ZM261 218H264V217L262 216ZM261 218H260V219H261ZM88 219H89V217H88ZM196 219H198V218H196ZM204 219H206V218H204ZM204 219H203V220H204ZM211 219H212V218H211ZM231 219H234L233 216H232ZM238 219H239V218H238ZM247 219H248V221H249L250 218H247ZM260 219H259V220H260ZM44 220H45V219H44ZM55 220H57V219H55ZM72 220H73V219H72ZM74 220H75V219H74ZM74 220H73V221H74ZM77 220H78V219H76L75 221H77ZM86 220H87V217L85 218V221H86ZM90 220H91V218H90ZM184 220H186V219H184ZM184 220H183V223H184ZM213 220H214V219H213ZM225 220H226V219H225ZM245 220H246V217H245ZM253 220H254V218H253ZM45 221H46V220H45ZM52 221H53V220H52ZM94 221H95V220H94ZM191 221H192V220H191ZM191 221H189L188 224H190ZM198 221H199V220H198ZM209 221H210V220H209ZM216 221H217V219H216ZM255 221H256V220H255ZM260 221H261V220H260ZM83 222H84V220H83ZM162 222H163V221H162ZM212 222H213V221H212ZM214 222H215V221H214ZM226 222H227V221H226ZM232 222H233V221H232ZM241 222L243 223L244 221H241ZM241 222H240V224H241ZM73 223H74V222H73ZM75 223H76V222H75ZM75 223H74V224H75ZM81 223H82V222H81ZM91 223H92V222H91ZM102 223H103V222H102ZM102 223L100 222L101 225H102ZM132 223H133V222H132ZM197 223H198V222H197ZM201 223H202V222H201ZM227 223H228V222H227ZM252 223H253V222H252ZM46 224H47V223H46ZM130 224H131V223H130ZM185 224H186V223H185ZM195 224H196V223H195ZM216 224H217V223H216ZM216 224H215V226H216ZM222 224H223V223H222ZM235 224H237V223H236V222L233 223V225H235ZM243 224H245V223H243ZM47 225H48V224H47ZM82 225H83V223H82ZM169 225H170V224H169ZM180 225H181V224H180ZM183 225H184V224H183ZM186 225H187V224H186ZM193 225H194V224H193ZM213 225H214V224H213ZM33 226H34V225H33ZM195 226H196V225H194L193 227H195ZM203 226L205 227L204 224H203ZM215 226H213V227H215ZM239 226H240V225H239ZM53 227H55V226H53ZM53 227H52V228H53ZM79 227H80V225H79ZM92 227H93V226H92ZM131 227H132V226H131ZM175 227H176V226H175ZM178 227H180V226H178ZM178 227L175 228V229H178ZM181 227H182V225H181ZM183 227H185V225H184ZM193 227H192V228H193ZM244 227H245V226H244ZM262 227H263V223H262ZM262 227H261V228H262ZM52 228L50 227V229H52ZM98 228H99V227H98ZM116 228H118V227H116ZM172 228H173V226H172ZM172 228H171V229H172ZM209 228H210V227H209ZM50 229H49V230H50ZM55 229H57V228H55ZM76 229H78V228H76ZM79 229H80V228H79ZM183 229H184V228H183ZM196 229H197V228H196ZM227 229H228V228H227ZM243 229H246V228H243ZM243 229H242V231H243ZM248 229H249V228H248ZM251 229H252V228H251ZM181 230H182V229H181ZM187 230H188V229H186V231H187ZM194 230H195V229H194ZM194 230H193V231H194ZM222 230H223V229H222ZM224 230H225V228H224ZM224 230H223V231H224ZM252 230H253V229H252ZM79 231H80V230H79ZM182 231H183V230H182ZM186 231H185V232H186ZM190 231H191V230H190ZM208 231H210V230L208 229ZM229 231H230V230H229ZM244 231H245V230H244ZM247 231H248V230L246 229V232H245V233H246V237H245V235H244V236L242 235V238H243V237H245V239L247 238V236H248L247 234H248V232H249L250 230H249L248 232H247ZM254 231H255V230H254ZM260 231H261V230L259 229V232H260ZM263 231H264V230H263ZM47 232H48V230H47ZM52 232H53V231H52ZM52 232H51V233H52ZM82 232H83V231H82ZM95 232H96V231H95ZM165 232H166V231H165ZM168 232H170V231H167V234H168ZM180 232H181V231H180ZM187 232H189V231H187ZM187 232L185 233V236H186ZM230 232H233V233H234V230H233V231H230ZM96 233H97V232H96ZM181 233H182V232H181ZM243 233H244V232H243ZM251 233H253V231H252ZM256 233H257V232H256ZM262 233H263V232H262ZM49 234H50V233H49ZM167 234H166V235H167ZM177 234H178V233H177ZM229 234L231 235V233H229ZM234 234H235V233H234ZM254 234H255V233H254ZM257 234H258V233H257ZM45 235H46V232H45ZM54 235H55V234H54ZM75 235L78 236L77 234H75ZM75 235H74V236H75ZM81 235H82V234H81ZM217 235L221 237V235H219L218 233H217ZM232 235H233V234H232ZM249 235H250V233H249ZM262 235H263V234H262ZM88 236H89V235H88ZM91 236H93V235H91ZM163 236H164V234H163ZM183 236H184V235H183ZM185 236H184V237H185ZM192 236H193V235H192ZM218 236H217V237H218ZM250 236H251V235H250ZM259 236H260V233H259ZM263 236H264V235H263ZM81 237H83V235H82ZM95 237H96V238H99L98 235L95 236ZM105 237H106V236H105ZM165 237H166V236H165ZM180 237H181V236H180ZM186 237L188 238V234H187ZM186 237H185V238H186ZM222 237H223V235H222ZM222 237H221V239H222ZM234 237H235V236H234ZM252 237H253V235H252ZM45 238H46V237H45ZM50 238H51V237H50ZM63 238H64V237H63ZM63 238H62V239H63ZM76 238H77V237H76ZM87 238H88V237H87ZM177 238H178V237H177ZM177 238H176V239H177ZM239 238H240V237H239ZM47 239H48V238H47ZM92 239H93V238H92ZM99 239H101V238H99ZM105 239H107V238H105ZM151 239H152V238H151ZM179 239H180V238H179ZM179 239H178V240H179ZM221 239H220V240H221ZM240 239H241V238H240ZM245 239H244V240H245ZM87 240H88V239H87ZM101 240H102V239H101ZM163 240H164V239H163ZM181 240H182V239H180L179 241H181ZM224 240H225V238L222 239L221 241H224ZM242 240H243V239H242ZM249 240H250V239H249ZM254 240H257V237H256V239H254ZM261 240H262V239H261ZM263 240H264V239H263ZM63 241H64V240H63ZM63 241H62V243H63ZM73 241H74V240H73ZM79 241H80V239H79ZM88 241H89V240H88ZM93 241H94V239H93ZM107 241H108V240H107ZM153 241H154V240H153ZM159 241H160V240H159ZM165 241H166V240H165ZM187 241H188V240H187ZM192 241H193V240H192ZM233 241H234V240H233ZM233 241H232V242H233ZM246 241H247V240H246ZM252 241H253V240H252ZM252 241H251V242H252ZM259 241H260V238H259ZM80 242H81V241H80ZM82 242H83V241H82ZM95 242H97V240H96ZM104 242H105V241H103V243H104ZM161 242H162V241H161ZM182 242H184V241H182ZM236 242H239V241H236ZM242 242H243V241H242ZM251 242H250V243H251ZM255 242H256V241H255ZM48 243H49V241H48ZM50 243H51V242H50ZM62 243H60V246L62 245ZM73 243H74V242H73ZM83 243H84V242H83ZM100 243H101V241H100ZM107 243H109V242H107ZM151 243H152V241H151ZM170 243H171V242H170ZM177 243H178V242H177ZM180 243H181V242H180ZM185 243H186V240H185ZM192 243H193V242H192ZM253 243H254V242H253ZM253 243H251V244H253ZM86 244H88V243H86ZM91 244H92V243H91ZM104 244H105V243H104ZM157 244H158V243H157ZM171 244H174V243H171ZM181 244H182V243H181ZM190 244H191V243H190ZM231 244H232V243H231ZM48 245H49V244H48ZM65 245H67V244L65 243ZM78 245L80 246L81 244H78ZM78 245H77V246H78ZM108 245H109V244H108ZM184 245H185V248H184V249H185V250H184L185 253L189 252V251L186 250V244H184ZM237 245H238V244H237ZM240 245H241V244H240ZM248 245H249V244H248ZM73 246H74V245H73ZM103 246H104V245H103ZM105 246H106V244H105ZM118 246H119V245H118ZM118 246H117V247H118ZM187 246H188V245H187ZM210 246H211V245L208 246V249H207L208 251H209ZM46 247H49V246H46ZM58 247H59V246H58ZM168 247H169V245H168ZM168 247H167V248H168ZM211 247H212V246H211ZM236 247H237V246H236ZM95 248H97L96 245H95ZM124 248H126V247H124ZM127 248H128V245H127ZM132 248H133V247H132ZM175 248L177 249V247H175ZM234 248H235V247H234ZM57 249H58V248H57ZM204 249H206V247H205ZM211 249H212V248H211ZM222 249H224V248H222ZM235 249H236V248H235ZM247 249H248V248H247ZM260 249H261V248H260ZM30 250H31V249H30ZM43 250H44V249H43ZM55 250H56V247H55ZM65 250H66V249H65ZM88 250H89V248H88ZM116 250H117V249H116ZM129 250H130V249H129ZM169 250H170V249H169ZM190 250H191V249H190ZM207 250H206V251H207ZM213 250H214V249H213ZM251 250H252V248H251ZM49 251H50V250H49ZM110 251H111V250H110ZM130 251H131V250H130ZM177 251H178V250H176V252H177ZM230 251H232V249H231ZM53 252H54V251H53ZM56 252H57V250H56ZM56 252L54 253V255L56 254ZM62 252H63V251H62ZM247 252H248V251H247ZM251 252H252V251H251ZM116 253H117V252H116ZM191 253H192V255H193V252H191ZM51 254H52V253H51ZM64 254H65V253H64ZM87 254H88V253H87ZM87 254H85V255H87ZM93 254H94V253H93ZM122 254H123V252H122ZM127 254H128V253H127ZM127 254H126V255H127ZM226 254H228V253H226ZM251 254H253V253H251ZM58 255H59V254H58ZM58 255H57V256H58ZM95 255H96V253H95ZM116 255H117V254H116ZM116 255H115V256H116ZM169 255H171V253H170ZM177 255H178V254H177ZM177 255H171V256H177ZM234 255H235V254H234ZM171 256H170V258H171ZM186 256H187V255H186ZM30 257H31V255H30ZM53 257H54V256H53ZM99 257H100V256H99ZM124 257H125V256H124ZM198 257H199V256H198ZM226 257H227V256H226ZM234 257H235V256H234ZM249 257H250V259H251L252 256H249ZM82 258H85V257H82ZM111 258H112V256H111ZM120 258H121V257H120ZM122 258H123V257H122ZM205 258H206V257H205ZM205 258H204V259H205ZM252 258H253V257H252ZM98 259H99V258H98ZM103 259H104V258H103ZM177 259H178V258H177ZM180 259H181V258H180ZM198 259H199V258H198ZM81 260H82V259H81ZM104 260H105V259H104ZM116 260L118 261V259H116ZM116 260H115V261H116ZM120 260H122V259H120ZM178 260H179V259H178ZM227 260H228V258H227ZM227 260H226V261H227ZM46 261H47V260H46ZM48 261H49V260H48ZM126 261L128 262V259H127ZM185 261H186V260H185ZM200 261H201V260H200ZM200 261H199V262H200ZM203 261H204V260H203ZM203 261H201V262H203ZM232 261H235V260L232 259ZM249 261H250V260H249ZM80 262H81V261H80ZM104 262H105V261H104ZM127 262H126V263H127ZM141 262H142V261H141ZM177 262H178V261H177ZM182 262H183V261H182ZM92 263H93V262H92ZM126 263H124V264H126ZM143 263H144V262H143ZM147 263H148V262H147ZM179 263H180V262H179ZM225 263H226V262H225ZM225 263H223V264H225ZM16 264H17V263H16ZM83 264H85V263H83ZM98 264H99V263H98ZM113 264H114V263H113ZM138 264H139V262H138ZM181 264H183V263H181ZM200 264H201V263H200ZM235 264H236V263H235ZM237 264H238V263H237ZM253 264H254V262H253Z\"/></svg>","mask_w":264,"mask_h":264}]
</instances>
